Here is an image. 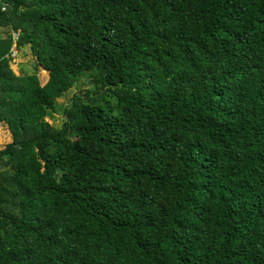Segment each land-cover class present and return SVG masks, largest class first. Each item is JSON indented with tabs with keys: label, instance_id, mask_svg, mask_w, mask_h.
<instances>
[{
	"label": "trees",
	"instance_id": "obj_1",
	"mask_svg": "<svg viewBox=\"0 0 264 264\" xmlns=\"http://www.w3.org/2000/svg\"><path fill=\"white\" fill-rule=\"evenodd\" d=\"M6 2L0 264H264V0Z\"/></svg>",
	"mask_w": 264,
	"mask_h": 264
},
{
	"label": "rangeland",
	"instance_id": "obj_2",
	"mask_svg": "<svg viewBox=\"0 0 264 264\" xmlns=\"http://www.w3.org/2000/svg\"><path fill=\"white\" fill-rule=\"evenodd\" d=\"M0 30L3 33L7 31L4 28H0ZM22 52L20 53V55L16 57L17 59L14 58L15 61L12 62L13 68L16 71L20 70V68L21 69L25 68L28 69L29 71L35 69L38 72L41 82L44 83L45 80L47 79L46 71L37 65L36 60L32 59L29 56L23 55L25 51L23 53ZM88 89L90 90L95 89V83L93 82L92 77L90 75L84 74L79 78L76 85L72 89L67 91L65 95L58 100V104L56 105V111L51 112V115L47 116L46 120L52 126V128L58 129L62 125L63 122L62 107L70 104L72 97L75 94H78ZM110 99L112 100L114 99V101H116V94H112L110 96ZM5 132H6L5 127H0V148H2L8 140V137H6L7 134Z\"/></svg>",
	"mask_w": 264,
	"mask_h": 264
},
{
	"label": "built area",
	"instance_id": "obj_3",
	"mask_svg": "<svg viewBox=\"0 0 264 264\" xmlns=\"http://www.w3.org/2000/svg\"><path fill=\"white\" fill-rule=\"evenodd\" d=\"M0 4H1V9L2 11H6L9 7L8 3L6 2V0H0ZM18 37H19V33L18 32H13V45H12V48H11V51H10V54L8 55V57H11V58H16L19 54V49L17 47V40H18Z\"/></svg>",
	"mask_w": 264,
	"mask_h": 264
}]
</instances>
